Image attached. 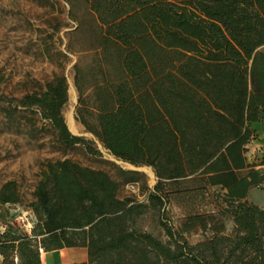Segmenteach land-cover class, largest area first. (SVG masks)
I'll return each mask as SVG.
<instances>
[{"label": "trees", "instance_id": "trees-1", "mask_svg": "<svg viewBox=\"0 0 264 264\" xmlns=\"http://www.w3.org/2000/svg\"><path fill=\"white\" fill-rule=\"evenodd\" d=\"M86 4L97 30L91 64L73 67L75 120L114 158L149 167L156 183L143 203L120 199L106 172L69 159L42 165L29 203L14 180L0 183V208L33 215L25 229L0 212V264H43L42 253L71 248L86 260L68 264H264V209L247 199L264 189V157L246 158L257 139L250 125L264 118V0ZM67 90L55 75L14 108L36 109L62 149L96 155L64 123ZM181 183L207 209L174 227L176 190L166 187Z\"/></svg>", "mask_w": 264, "mask_h": 264}, {"label": "rangeland", "instance_id": "rangeland-1", "mask_svg": "<svg viewBox=\"0 0 264 264\" xmlns=\"http://www.w3.org/2000/svg\"><path fill=\"white\" fill-rule=\"evenodd\" d=\"M96 30L86 0H0V94L6 98L0 101V183L14 180L26 203L32 201L31 194L42 165L49 161L69 159L83 167L104 171L118 183L120 199L132 198L139 203L146 201L156 183L155 176L151 178L143 169L149 167H128V163L114 158L92 137L83 136L91 142L96 155L88 154L81 146L62 149L36 109L14 108L16 100L24 95L40 94L46 83L61 74L68 86L67 102L62 109L64 123L72 133L67 123L71 113L79 130L77 134L84 135L74 114L78 96L73 85V67L77 63L83 67L91 64L92 38ZM126 172H136L133 177L136 180L125 181L130 177ZM190 186L181 183L166 187L176 190L167 207L174 227H178L189 212L207 209L203 206L207 200L196 197L194 192L183 191ZM257 190L261 191L252 193L259 196L264 193V189ZM0 212L8 215L7 219L13 215L21 227L30 228L33 215L25 208L5 206ZM202 238L200 232L187 235L191 244ZM67 251L73 252L67 263L86 260L83 248ZM41 259L43 264L45 260L49 264L60 263L58 253L47 259L42 253Z\"/></svg>", "mask_w": 264, "mask_h": 264}, {"label": "crops", "instance_id": "crops-1", "mask_svg": "<svg viewBox=\"0 0 264 264\" xmlns=\"http://www.w3.org/2000/svg\"><path fill=\"white\" fill-rule=\"evenodd\" d=\"M264 49V46L262 47ZM250 127L255 131L257 135V139L252 141L248 146H247V153H246V158L248 163H255L257 161H260L264 157V118L260 122L252 123ZM261 190H257V188H253L249 191L247 199L256 204L257 206L261 207L264 209V193L261 194L260 196L257 193H252V192H259ZM264 192V190H262ZM72 249V248H71ZM63 252H69L67 249H63L57 252L53 253H48L44 254L45 259H47L48 256L53 255L55 253L60 255ZM52 262L51 264H53ZM45 264H49L47 260H45ZM55 264V263H54ZM59 264H68L66 261L61 260L60 258V263Z\"/></svg>", "mask_w": 264, "mask_h": 264}, {"label": "bare ground", "instance_id": "bare-ground-1", "mask_svg": "<svg viewBox=\"0 0 264 264\" xmlns=\"http://www.w3.org/2000/svg\"><path fill=\"white\" fill-rule=\"evenodd\" d=\"M71 89V91H72V93H74V91H73V88L71 87L70 88ZM67 123H68V128H69V130L72 132V134H77L78 133V128H77V126H76V124H75V122H74V119H73V116H72V114L71 113H69L68 114V116H67ZM128 167H131L132 168V166L131 165H129V164H126ZM145 171H146V173L151 177V178H153V173H152V171H151V169H149V168H143ZM73 254V252H63L61 255H60V258H61V260H64V261H66V260H68V259H70Z\"/></svg>", "mask_w": 264, "mask_h": 264}, {"label": "water", "instance_id": "water-1", "mask_svg": "<svg viewBox=\"0 0 264 264\" xmlns=\"http://www.w3.org/2000/svg\"><path fill=\"white\" fill-rule=\"evenodd\" d=\"M83 130H84V128H83ZM84 135H78V134H72L73 136H77V137H83V136H89V137H92L93 138V136L91 135V134H89V133H87V132H85V130H84ZM94 139V138H93ZM97 143H98V145L101 147V145L99 144V142L98 141H96ZM130 165V164H129ZM154 175V174H153Z\"/></svg>", "mask_w": 264, "mask_h": 264}]
</instances>
